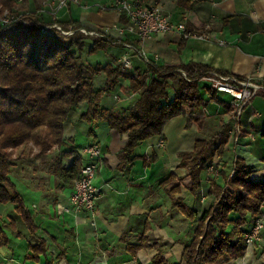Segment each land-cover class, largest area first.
Listing matches in <instances>:
<instances>
[{"label":"crops","instance_id":"obj_1","mask_svg":"<svg viewBox=\"0 0 264 264\" xmlns=\"http://www.w3.org/2000/svg\"><path fill=\"white\" fill-rule=\"evenodd\" d=\"M111 2L15 0L13 10L41 16L47 24L73 23L89 31H106L114 39L136 42L157 66L178 68L198 63L238 78L257 81L264 77V0H190L185 4L179 0H145L147 4H158L173 22H183L189 30L208 33L211 37L184 40L179 34L168 32L143 42L115 31L121 24L120 12L108 7ZM115 49L111 54L118 60L125 49ZM108 54L103 56V62ZM142 65L141 60L132 58V66ZM117 94L121 101L113 98L115 93L107 94L101 107L117 109L135 99L132 94ZM227 96L215 93L190 123L188 116L169 120L162 137L148 138L135 148L132 162L120 155L127 142L126 134L99 122L93 129V140L88 134L89 126L82 120L87 108L81 106L72 111L64 125L63 146H80L79 139L85 137V144L98 143L103 153L94 179V185L100 189L95 213L91 216L68 206L71 188H62L50 167V159L60 151L57 147L43 159L18 162L11 179L31 217L33 229L24 224L13 205H0V264H151L159 252L167 263H179L187 223L172 207L170 187L163 188L160 183L172 174L179 179L173 183L180 186L178 196L187 205L198 209L209 205L212 198L207 195L206 181L201 182L199 198L188 194L190 181L186 169L180 167V155L191 152L196 139H206L204 131L212 136L213 145L227 139V130L232 125L231 98L228 96L227 100ZM258 96L261 100L256 96L242 112L240 145L233 150L225 144L214 157V162L222 160L228 167L235 158L241 159L253 168L250 178L255 182L264 180V95ZM172 125L175 128L167 135ZM250 134H255L253 140L249 139ZM160 141L163 147H159ZM82 154L87 162L83 150ZM70 161L65 159L64 163ZM66 207L69 211H65ZM262 211L264 216V208ZM143 234L149 246L133 257L127 246L137 245ZM39 242L44 243L45 253L37 261L26 260L30 247Z\"/></svg>","mask_w":264,"mask_h":264},{"label":"trees","instance_id":"obj_2","mask_svg":"<svg viewBox=\"0 0 264 264\" xmlns=\"http://www.w3.org/2000/svg\"><path fill=\"white\" fill-rule=\"evenodd\" d=\"M189 1L179 0L181 4ZM14 5L15 0H0V12L8 10L12 17L6 25L0 22V205H13L32 230L31 217L11 179L13 168L24 160L43 159L57 147L60 151L50 159L52 174L62 188L72 189L86 163L83 148L63 146L64 125L72 111L87 108L82 120L89 126L93 140V129L99 122L126 134L120 155L132 162L139 144L154 136L162 137L166 123L174 117L188 116L189 123L193 121L216 92L198 81L214 71L205 65L188 63L165 68L150 61L126 71L111 53L131 41L85 35L73 23L47 24L36 14H19L13 10ZM120 21V26L126 22L123 13ZM53 23L63 29L72 27L74 33L64 36L53 29L45 30ZM132 44L137 46L136 42ZM98 53H103L102 59L110 54L105 62L86 59ZM95 76L104 78L99 88L91 81ZM199 84L208 92V99L199 93ZM112 93L134 94L135 99L117 109L101 107L103 97ZM212 141L196 139L192 151L180 155V167L186 169L190 181L188 194L199 198L201 182L206 181L207 195L212 198L208 206L198 209L187 205L178 196L180 186L173 183L179 179L172 174L160 183L163 188L170 187L172 207L192 224L191 238L184 244L177 264H232L245 256V234L258 218L264 217V180H251L253 168L239 158L229 167L222 160L214 162L227 139L218 145ZM65 159L70 163L65 164ZM148 241L143 234L137 245L127 246L131 256L148 247ZM252 246L256 250L257 241ZM30 250L26 260L37 261L45 253V245L39 242ZM151 264L169 263L159 252Z\"/></svg>","mask_w":264,"mask_h":264},{"label":"built area","instance_id":"obj_3","mask_svg":"<svg viewBox=\"0 0 264 264\" xmlns=\"http://www.w3.org/2000/svg\"><path fill=\"white\" fill-rule=\"evenodd\" d=\"M78 2V0H73ZM110 9L123 13L126 22L122 26H117L115 31L120 34H129L134 36L139 42H143L157 34L173 32L179 34L182 39H202L208 40L211 36L208 33H197L189 30L183 22H173L156 3H146L145 0H112L108 6ZM105 9L104 6H100ZM3 18L0 19L2 25L9 23L10 13L5 10ZM25 24V21H22ZM53 29L61 35L70 36L74 33L72 27L63 29L59 24L53 23L51 26H45V30ZM78 30L90 36H109L106 31H89L85 28ZM224 44L223 41H219ZM124 53L118 59L122 68L126 71L132 68V58H137L144 63H149L147 53L139 46L132 43H123ZM157 58V56H155ZM155 58V59H156ZM186 77V74L182 72ZM190 82V79H186ZM199 82L206 83L213 91L219 94L230 96L229 103L232 125L227 130V144L235 150L241 142L243 136V124L241 116L244 108L258 95H264V77L257 81L251 79L238 78L236 76L221 74L210 71L198 78ZM132 97L134 94L131 95ZM116 101H121L117 94L113 96ZM252 118L249 117V120ZM249 139L253 140L255 134H250ZM159 147H163V142H159ZM87 156V162L80 170L79 179L75 181L68 198V206L75 211H83L93 216L95 213L96 201L100 196V189L94 185L95 175L103 157L101 146L98 143H92L83 148ZM209 170H212L210 167ZM232 173L230 174V176ZM69 207L65 211H69ZM94 224V222H92ZM264 232V217L258 218L249 231L245 234L247 246H252L254 241L260 239V234Z\"/></svg>","mask_w":264,"mask_h":264},{"label":"rangeland","instance_id":"obj_4","mask_svg":"<svg viewBox=\"0 0 264 264\" xmlns=\"http://www.w3.org/2000/svg\"><path fill=\"white\" fill-rule=\"evenodd\" d=\"M101 6H103V5H101ZM5 11H3V12H0V19L1 18H3V13H4ZM113 51H117V49H113ZM102 54L103 53H98L97 55H91V56H86V59L89 61V62H103L102 61ZM85 59V60H86ZM86 60V61H87ZM90 77V76H89ZM99 78H101V81H100V79ZM91 81H93L92 83H93V85L96 87V88H99V87H101L102 85H103V83H104V78L102 77V76H95V79L94 80H91ZM101 82H102V84H101ZM123 83L124 84H126L127 83V81H123ZM201 91H200V94H201V96L206 100V99H208V94H207V92H206V90L205 89H200ZM171 93H172V91H171ZM258 97V99L257 100H261L260 98H262V97H260V96H257ZM256 97V98H257ZM227 100L229 99V97L227 96V97H225ZM111 100V99H110ZM109 100V101H110ZM212 102H214V101H212ZM214 104V103H213ZM173 128H175V127H173V125H172V127H171V129L168 131L167 130V135L169 134V133H171V130L173 129ZM205 133H207V138L206 139H210L212 136H208V132L207 131H204ZM190 133H191V135H194V129L192 130H190ZM173 136L174 135H176V132L175 133H173L172 134ZM199 138V137H198ZM79 144L78 145H80L79 147H81V148H84V147H86L87 146V144H85L86 143V138L85 137H83L81 140L79 139ZM13 171H15V170H13ZM204 194H206V190L204 191ZM206 202V201H205ZM204 205H205V203H204ZM186 223H187V229H186V231H187V236H186V240H185V242H184V244H186L188 241H189V239L191 238V230H192V224L190 223V222H187L186 221ZM261 238L259 239V240H257V249L255 250V248H253L254 246H249L248 248H247V251H246V254H245V256L243 257V258H240V259H236L235 261H233L232 262V264H264V232L263 233H261V236H260Z\"/></svg>","mask_w":264,"mask_h":264}]
</instances>
